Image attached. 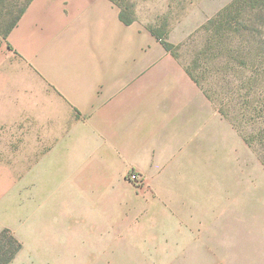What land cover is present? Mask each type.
<instances>
[{
  "label": "crops",
  "instance_id": "crops-1",
  "mask_svg": "<svg viewBox=\"0 0 264 264\" xmlns=\"http://www.w3.org/2000/svg\"><path fill=\"white\" fill-rule=\"evenodd\" d=\"M120 15L113 0H32L0 33V232L23 243L11 264H123L153 215L184 216L179 178L217 126L231 129L151 22ZM201 23L185 21L169 42ZM194 246L165 248L179 263L161 264L205 251ZM224 253L223 264H264V233Z\"/></svg>",
  "mask_w": 264,
  "mask_h": 264
},
{
  "label": "rangeland",
  "instance_id": "rangeland-1",
  "mask_svg": "<svg viewBox=\"0 0 264 264\" xmlns=\"http://www.w3.org/2000/svg\"><path fill=\"white\" fill-rule=\"evenodd\" d=\"M114 1L120 8H132L136 19L150 21L155 31L165 28L168 41L172 30L179 29L185 21H203L177 45L179 60L191 67L206 42L202 27L233 0ZM27 2L0 0V31L11 27ZM252 11L248 15L251 23L249 18L246 22L248 29L240 35L227 36L230 53L225 60L212 64L202 56L200 68L195 71L214 98L217 117L229 123L231 129L227 124L217 126L214 139L208 146L205 144L199 159L179 178V206L184 216L166 224L158 223L153 215V223L145 222L146 234L130 241L131 254H135L122 256L123 264H139L144 259L153 264L164 263L166 258L176 260L177 251L170 257L161 255V251L193 248L192 236L198 231L200 240L194 247L205 251L180 263L223 264L225 247L237 249L242 238L264 233V10ZM130 175L127 181L132 184ZM145 184L141 188L134 185L142 191ZM170 194L175 201L180 192ZM183 220L187 222L182 223ZM182 227L186 239L167 237L166 234L176 233ZM144 253L150 256H143ZM178 260L175 262L179 263Z\"/></svg>",
  "mask_w": 264,
  "mask_h": 264
},
{
  "label": "trees",
  "instance_id": "trees-1",
  "mask_svg": "<svg viewBox=\"0 0 264 264\" xmlns=\"http://www.w3.org/2000/svg\"><path fill=\"white\" fill-rule=\"evenodd\" d=\"M31 2L32 0H28L27 4L20 11V14L15 19L10 29L6 30L5 32H0L4 35H8L10 30L16 25L21 15L25 12ZM124 8H121V20L125 24L130 25L136 21V18L134 17L132 8L128 7L125 8V10ZM260 8L264 10V0H233L202 27L201 30L206 33L207 37L205 45L192 62V66L194 68H192V66H188L186 67V70L211 101L214 102L212 94L207 88L203 86L201 77L195 74V71L200 68L201 57L203 56L204 60L208 62H213L212 64H214V62L219 59L225 60V58L230 53V45L227 44L226 41L227 36L237 34L240 35L242 32H244V29H248V25H246V22L248 21L247 18H249L250 23L252 21L251 17L248 16L250 14L249 10L255 11L258 9L260 10ZM246 11L248 13H246ZM151 32L159 41H161L167 51L171 52L176 58L180 59L176 54V49L179 46H175L168 41L165 28L159 31H155V29L151 28ZM220 113L226 117L224 110L220 109ZM246 140L249 145H253V143L248 138ZM22 249V243L17 239L12 231L5 229L0 232V264H11L22 251Z\"/></svg>",
  "mask_w": 264,
  "mask_h": 264
},
{
  "label": "built area",
  "instance_id": "built-area-1",
  "mask_svg": "<svg viewBox=\"0 0 264 264\" xmlns=\"http://www.w3.org/2000/svg\"><path fill=\"white\" fill-rule=\"evenodd\" d=\"M129 180L133 184L137 185V187L139 188H141L145 184V179L141 175L135 172L131 173Z\"/></svg>",
  "mask_w": 264,
  "mask_h": 264
}]
</instances>
